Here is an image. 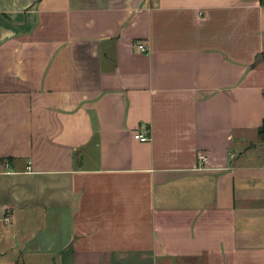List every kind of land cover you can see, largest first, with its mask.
I'll use <instances>...</instances> for the list:
<instances>
[{"label":"crops","instance_id":"0c3cea01","mask_svg":"<svg viewBox=\"0 0 264 264\" xmlns=\"http://www.w3.org/2000/svg\"><path fill=\"white\" fill-rule=\"evenodd\" d=\"M263 123L264 0H0V264H264Z\"/></svg>","mask_w":264,"mask_h":264},{"label":"built area","instance_id":"2783aa9c","mask_svg":"<svg viewBox=\"0 0 264 264\" xmlns=\"http://www.w3.org/2000/svg\"><path fill=\"white\" fill-rule=\"evenodd\" d=\"M138 49H139L140 52H143V53L147 52V48L144 45H139ZM134 138L136 140H140L143 143H147V142H149L151 140V136L150 135H142V134H135ZM208 158H209L208 154H206L204 152L198 154V161L200 162V164L206 163L208 161ZM5 167L9 168V164H6ZM9 221H10V219H6V223L7 224L9 223Z\"/></svg>","mask_w":264,"mask_h":264},{"label":"rangeland","instance_id":"374dc122","mask_svg":"<svg viewBox=\"0 0 264 264\" xmlns=\"http://www.w3.org/2000/svg\"><path fill=\"white\" fill-rule=\"evenodd\" d=\"M256 142L249 143L246 148L249 149L250 154H259L264 152V141L260 138V136L256 137ZM251 146H256V148H252Z\"/></svg>","mask_w":264,"mask_h":264},{"label":"trees","instance_id":"16d2710c","mask_svg":"<svg viewBox=\"0 0 264 264\" xmlns=\"http://www.w3.org/2000/svg\"><path fill=\"white\" fill-rule=\"evenodd\" d=\"M260 138L264 141V123L259 131Z\"/></svg>","mask_w":264,"mask_h":264},{"label":"water","instance_id":"95a60500","mask_svg":"<svg viewBox=\"0 0 264 264\" xmlns=\"http://www.w3.org/2000/svg\"><path fill=\"white\" fill-rule=\"evenodd\" d=\"M260 60H261V57L257 60V62L260 61Z\"/></svg>","mask_w":264,"mask_h":264}]
</instances>
